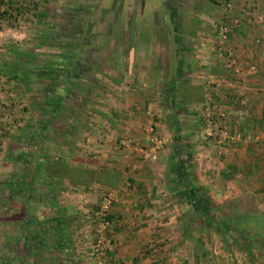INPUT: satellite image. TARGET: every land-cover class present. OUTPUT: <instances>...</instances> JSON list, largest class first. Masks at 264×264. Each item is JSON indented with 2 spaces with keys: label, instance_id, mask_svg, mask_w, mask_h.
I'll return each instance as SVG.
<instances>
[{
  "label": "crops",
  "instance_id": "crops-1",
  "mask_svg": "<svg viewBox=\"0 0 264 264\" xmlns=\"http://www.w3.org/2000/svg\"><path fill=\"white\" fill-rule=\"evenodd\" d=\"M261 17L262 24L254 29L246 28L233 38L234 49L240 55L238 67L242 77H238L242 81L234 77L231 86L224 82L214 86L217 89L214 98L222 103L227 124L236 139L220 153L215 145L209 144L206 154L208 150L200 149L196 143L187 167L212 206L217 208L238 201L239 209L259 211L264 218V13ZM42 21L38 18V0H0V264H96L91 256V243L99 226L96 216L102 193L108 190H116L117 199L110 210L111 225L106 235L111 244L105 250L103 264L201 263L206 253L196 254L195 242L199 239L207 244L205 238L199 237L204 224L172 188L178 173L171 171L169 123L165 125L162 121L161 126L167 132L161 137L163 145L156 159L146 158L138 148V145L151 144L142 122V108L138 106L145 96L143 89L127 91V99L120 104V114L125 120L122 126L114 127L117 123L106 113V118L98 115L107 122L105 134L99 137V144L93 136H87L80 151L82 159L71 160L72 166L120 173L114 189L99 184L97 188H89L63 181L56 190L38 188V194L43 197L38 202V210L36 206L23 208L15 203L18 186L24 179L22 169L31 156L27 150L30 147L23 140L24 124L28 121L24 106L30 92L11 72L16 63H24V68L28 66L27 56L19 58L17 53L38 52V23ZM254 38L260 40L259 44L253 42ZM95 66L97 80L105 70L114 72L112 76L117 74L120 80L125 74L124 67L126 72L128 68L136 70V66L144 65L102 61ZM228 72L232 73L227 69ZM82 75L83 82L94 78H84L85 72ZM225 77L232 79L230 74ZM135 84H139L138 79ZM172 112L158 111L162 116ZM156 123H153L155 127ZM122 131H127L133 140L125 146L120 140L118 145L115 142ZM67 139L72 140L69 133ZM68 140L66 143H70ZM44 146L55 148L51 143ZM95 148L100 150L98 157L90 156ZM25 211L34 213L36 218L29 219ZM192 214L194 219L188 221ZM34 219L38 220V235L22 237L19 229L34 226ZM239 253V260L244 264H264V237L254 240L249 255L242 250Z\"/></svg>",
  "mask_w": 264,
  "mask_h": 264
},
{
  "label": "rangeland",
  "instance_id": "rangeland-1",
  "mask_svg": "<svg viewBox=\"0 0 264 264\" xmlns=\"http://www.w3.org/2000/svg\"><path fill=\"white\" fill-rule=\"evenodd\" d=\"M223 1L38 0V18L43 19V21L38 23V52H36L38 60L31 64L30 69H40L50 50L57 51L58 47L51 43L55 42L54 39L52 41L41 40L47 39L46 36L50 27L57 30L58 33H62L63 29L67 27L69 29L67 32L72 34L71 31L76 30L73 33L77 32L79 23L87 19L88 16L91 20L88 21L90 28L86 31L87 44L82 48L80 55L83 59L81 58V60L87 62V65L90 66L102 61H112V63L123 61L126 64L129 63L130 66L132 64L136 66L138 63L144 66L142 68L136 66V70L128 68L126 72L124 67L122 70L125 74L122 75L120 80L117 79V74L116 77L112 76L114 72L110 74L111 71L109 70H105V74L99 77L98 80L96 77L90 80L89 75L92 73V70H90L85 73L84 78L87 77L92 83L96 84L90 88L91 90L83 94L85 97L82 95L83 90L80 87L75 89L74 97L67 99L62 111L54 118L50 116L51 108L44 103V93L41 90L46 81L39 80L26 85V90L30 94L29 100L24 106L28 111V117L26 118L28 121L24 124L25 134H23V140L25 144L32 145L33 150L27 149L31 153L30 162L25 166L23 165L22 171L25 174H23L24 179L23 177L22 179L24 181L22 180L18 186L20 190L17 189L15 203L20 204L23 208L27 205L36 206L34 208L38 210V202L43 199L38 194V178L35 179L36 181H32L36 169L34 159L38 154V141H40L38 139V133L40 134L39 118L42 120L53 119V132L46 143L53 144L55 148H50L49 155L52 157L56 153L60 154L62 152L66 156L65 161L72 166L71 160L81 157L82 143L86 141L87 136H93L99 144V137L101 138V134H105V127H107L105 123L107 122L100 120L102 118L98 116L99 112H104L113 119V123H117L114 127L122 126V123L125 124V120L120 114V104L127 97V91L134 88L137 90L143 89L145 93V96L141 97V104L138 103V106L142 108L141 117H145L142 118L145 129L148 121L157 122L156 124L159 126L156 125L155 134L161 138L167 132L161 126L162 121L165 125L169 123L170 147L174 142L173 136H178L181 157L189 165L188 162L191 160L195 149L194 145L198 139H202L201 136L205 135V119L201 116V104L206 102L207 99L203 103L172 106L168 95L169 88L173 83L171 76H175V78L185 83L203 85L206 90V98L207 96L214 98V91L217 89L214 88V84L207 82V74L211 65L198 64L199 60L195 57V50L197 49V40L200 37L198 32L207 27L208 19L212 21L219 20L215 7L217 3ZM234 1L240 5L244 3L254 6V13L257 15L264 13V0ZM85 14L88 16L86 17ZM203 18L204 20H201ZM49 22L53 25L50 26ZM57 32L56 34H58ZM216 67L220 70V75L225 77L230 74L232 80L236 77L232 73H227V69L222 66ZM81 72L84 73V71ZM80 76L83 77V75ZM137 79L139 84L136 85ZM51 89H54V86ZM82 97H84L86 103L82 101ZM79 103H81V106L77 107L76 105ZM149 106L153 113L152 116L146 115ZM174 108H176L177 115L175 121L170 122L167 118L168 115L162 116V113H158V111L162 112L166 109L173 111ZM155 114L159 116H155ZM156 120H159V122ZM66 125L68 126L66 127ZM65 130H68L71 136L72 140L67 139L70 143H66L67 136L63 133ZM121 135L122 137L125 135L130 137L127 131H122L119 134V139ZM34 136L36 139H32ZM119 139H115L116 144ZM65 146H70L72 149L69 150ZM120 146L117 147L120 148ZM99 151L97 148L91 150L90 156L97 155L96 157H98L100 155ZM54 182L58 183L57 186ZM60 183L62 182L52 180L47 183L46 181L44 184L40 183L39 187L56 190L60 187ZM193 183L199 185L196 181H193ZM88 187L97 188L98 184L94 183ZM18 195L21 196L18 198ZM27 202L30 204H27ZM180 203L183 204L182 201ZM11 218L15 219L16 216ZM192 219H194L193 214L188 221ZM202 221L204 222L203 219ZM200 231L199 237L205 238L204 242L207 244L201 243L200 249L203 252L205 251L204 254L206 253V255L199 264H216L217 262L220 264H244L239 260L241 249L237 250V245L231 239L228 238L227 242H223L218 233L212 229L204 228V226ZM205 247L207 248L205 249ZM229 258H232V260ZM237 259L239 262H237Z\"/></svg>",
  "mask_w": 264,
  "mask_h": 264
},
{
  "label": "trees",
  "instance_id": "trees-1",
  "mask_svg": "<svg viewBox=\"0 0 264 264\" xmlns=\"http://www.w3.org/2000/svg\"><path fill=\"white\" fill-rule=\"evenodd\" d=\"M219 5L220 2L217 3L215 8L217 9ZM85 16L87 17L88 15L85 14ZM88 21H91L89 16L79 23L77 32L73 33V31L76 30L71 31L72 34L67 32L68 29L62 31L63 34L58 33L57 30L54 29L49 30L46 36L47 39L41 40L52 41L54 39L55 42L53 41L51 43L58 48L55 52L50 50V52L53 53L49 52V55H46L47 58L40 69H30L32 67L31 64L38 58L36 52L27 51L17 53L19 58L27 56V64L29 67L24 68V63H16L12 68L11 76L24 85H30L32 82H38L39 80L46 81L41 90L44 93V103L48 104L51 108V118H54L62 111L68 98L74 97L73 93L75 89H79L80 87L83 90V95L96 84L89 81L83 82V80L80 79V75L83 74L81 71L88 73L92 70L89 76L94 78L96 76L95 73L98 72V68L95 65H87V62L81 60L82 57L80 55L82 48L87 44L85 36H87L86 31L90 28ZM56 32L58 34H56ZM209 72L217 75L221 73L220 70L214 66L209 68ZM171 79L173 83L171 84V88H169L168 95L172 106L176 107V105L187 103H203L205 101L206 90L203 85L185 83L175 78V76H171ZM52 86H54V89H51ZM84 97H82V101L86 103ZM80 104L81 103L76 106H81ZM175 109L176 108H174L171 115L167 116L170 122L172 120H177ZM98 114L105 118L107 117L105 113L99 112ZM52 122L53 119L42 120L39 118L38 121L40 127L38 139H40V141H38V154L34 159L36 162L34 178H38V188H40V183L44 184L46 181L49 183L52 180L57 182L67 181L71 185L84 187L97 183L105 188H115L120 181V173L109 169L70 166V164L65 161L66 156L62 152L52 157L49 155L50 148L48 149V147L44 145L49 144L46 142L53 132ZM67 126L68 125H66V127ZM33 133L32 130V134ZM63 133L67 136L68 130H65ZM19 139H22V137H19ZM32 139H36V137L34 136ZM173 141L170 159L171 171L178 173V177L174 178L172 181V188L176 190L175 195L181 198L183 202L188 203L193 213L204 220L203 224L205 228L212 229L218 233L223 242H227L228 238L231 239L235 245H238L243 252L249 255L254 240L264 237V218L262 214L259 211H249L250 209L244 212L237 207L238 201H231L217 208L212 206L209 197L205 194L202 187L193 183L194 175L187 167V161H183L181 157V151L178 146V136L174 135ZM27 144V148L30 147L29 150H33V147H31L32 145L30 146L29 143ZM20 155L22 156L23 154L21 153ZM35 179L32 181H36ZM16 185L18 184L16 183ZM25 214L29 219L35 216L29 211H25ZM32 223H34L32 227L19 229L18 232L22 237L38 235V220L34 219ZM195 244L196 254H203L205 251L203 252L200 249L201 241L197 239Z\"/></svg>",
  "mask_w": 264,
  "mask_h": 264
},
{
  "label": "built area",
  "instance_id": "built-area-1",
  "mask_svg": "<svg viewBox=\"0 0 264 264\" xmlns=\"http://www.w3.org/2000/svg\"><path fill=\"white\" fill-rule=\"evenodd\" d=\"M254 10V6L244 3L240 5L234 0L221 2L216 9L219 20L208 19L209 22L205 23L207 27L198 32L200 37L197 40V49L195 50V57L199 60L198 64L222 66L231 71L237 77L236 79L241 82L242 78L238 77L241 74L238 67L240 55L234 49L233 38L246 28L254 29L253 27L256 25L262 24L261 15L255 14ZM253 42L258 44L260 40L255 38ZM207 77H205L207 82L214 85L224 82L231 86L233 83L232 79L225 78L220 74H207ZM206 99L207 101L201 104V116L205 119V135L201 136L202 139L197 140V146L200 149L208 150L209 144H212L218 148L220 153L236 137L227 124L226 111L221 106L222 103L216 98L207 96ZM146 115H153L150 106L147 108ZM146 130L151 144L148 147L138 145V148L146 158L156 159L159 150L162 148L163 139L151 135L155 133V125L151 121H148ZM119 140L122 146L132 142L130 137L126 135L123 137L121 135ZM208 152L209 150L205 153ZM116 199V190H108L102 193V203L96 216L99 226L95 235L96 239L91 243V256L97 264H103L105 250L111 244V239L106 233L111 225L110 210Z\"/></svg>",
  "mask_w": 264,
  "mask_h": 264
}]
</instances>
